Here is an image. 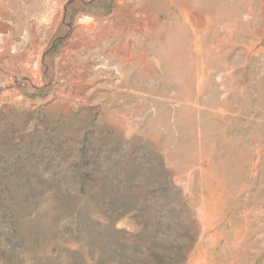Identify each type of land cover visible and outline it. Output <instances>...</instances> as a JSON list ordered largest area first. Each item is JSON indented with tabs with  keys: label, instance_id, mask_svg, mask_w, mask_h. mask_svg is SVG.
Returning <instances> with one entry per match:
<instances>
[{
	"label": "rangeland",
	"instance_id": "rangeland-1",
	"mask_svg": "<svg viewBox=\"0 0 264 264\" xmlns=\"http://www.w3.org/2000/svg\"><path fill=\"white\" fill-rule=\"evenodd\" d=\"M0 264H264V0H0Z\"/></svg>",
	"mask_w": 264,
	"mask_h": 264
}]
</instances>
